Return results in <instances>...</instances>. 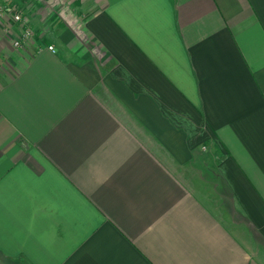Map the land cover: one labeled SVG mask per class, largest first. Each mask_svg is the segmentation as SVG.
<instances>
[{"label":"crops","instance_id":"0c3cea01","mask_svg":"<svg viewBox=\"0 0 264 264\" xmlns=\"http://www.w3.org/2000/svg\"><path fill=\"white\" fill-rule=\"evenodd\" d=\"M0 1V264H264V0Z\"/></svg>","mask_w":264,"mask_h":264},{"label":"built area","instance_id":"2783aa9c","mask_svg":"<svg viewBox=\"0 0 264 264\" xmlns=\"http://www.w3.org/2000/svg\"><path fill=\"white\" fill-rule=\"evenodd\" d=\"M23 10L22 8L17 5L6 1H0V19L4 14H8L10 18L15 22H20L23 24L27 23V19L22 15ZM34 34L33 28L29 26H23L22 33L14 38L13 40V46L14 47H21L25 41L30 39ZM53 52L56 51V48L53 45H50L48 47Z\"/></svg>","mask_w":264,"mask_h":264}]
</instances>
